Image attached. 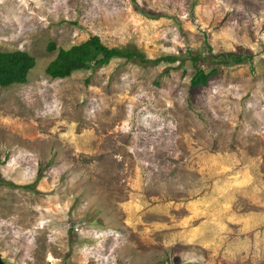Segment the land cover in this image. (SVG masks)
Returning <instances> with one entry per match:
<instances>
[{"label": "rangeland", "instance_id": "374dc122", "mask_svg": "<svg viewBox=\"0 0 264 264\" xmlns=\"http://www.w3.org/2000/svg\"><path fill=\"white\" fill-rule=\"evenodd\" d=\"M91 35L175 60L45 74ZM14 50L34 66L0 86L6 264H264V0H0ZM195 55L217 72L192 87Z\"/></svg>", "mask_w": 264, "mask_h": 264}, {"label": "trees", "instance_id": "16d2710c", "mask_svg": "<svg viewBox=\"0 0 264 264\" xmlns=\"http://www.w3.org/2000/svg\"><path fill=\"white\" fill-rule=\"evenodd\" d=\"M214 57L218 58L214 62L215 64L240 63L242 61V58L233 52L214 54ZM113 58L131 60L139 65H155L160 61L168 60L172 62L175 60L172 56L151 60L146 58L136 48L107 47L101 43L97 35H91L85 41L72 45L67 49L58 48L55 58L47 64L45 74L52 79H61L68 77L72 72L77 70L104 66ZM199 58L200 55L191 56L194 66V74L190 79L192 87L205 85L207 80L217 72L216 66H213L207 72L197 67L196 63ZM33 66L34 59L24 51H0V86L6 87L15 83H26L28 72Z\"/></svg>", "mask_w": 264, "mask_h": 264}, {"label": "water", "instance_id": "95a60500", "mask_svg": "<svg viewBox=\"0 0 264 264\" xmlns=\"http://www.w3.org/2000/svg\"><path fill=\"white\" fill-rule=\"evenodd\" d=\"M0 264H6V263L2 260L1 256H0Z\"/></svg>", "mask_w": 264, "mask_h": 264}]
</instances>
